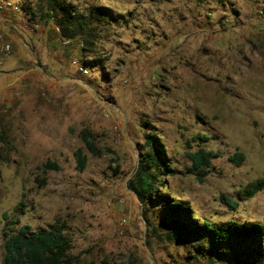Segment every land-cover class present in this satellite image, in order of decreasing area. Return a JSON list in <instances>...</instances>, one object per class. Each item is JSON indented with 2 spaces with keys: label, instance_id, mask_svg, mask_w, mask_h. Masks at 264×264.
<instances>
[{
  "label": "rangeland",
  "instance_id": "1",
  "mask_svg": "<svg viewBox=\"0 0 264 264\" xmlns=\"http://www.w3.org/2000/svg\"><path fill=\"white\" fill-rule=\"evenodd\" d=\"M5 1L0 264L7 224L37 231L57 218L66 223L72 264H232L209 263L193 238H167L160 205L144 206L127 180L153 133L175 170L161 176L160 190L197 222L264 218V186L244 192L264 179V0H66L110 16L92 18L88 33L73 39L47 20L46 0ZM40 23L33 43L31 25ZM84 128L102 154L86 149ZM79 147L87 156L82 171ZM198 148L216 155L203 181L187 171L186 152ZM234 153L240 163L230 160ZM46 161L59 169H45Z\"/></svg>",
  "mask_w": 264,
  "mask_h": 264
},
{
  "label": "trees",
  "instance_id": "2",
  "mask_svg": "<svg viewBox=\"0 0 264 264\" xmlns=\"http://www.w3.org/2000/svg\"><path fill=\"white\" fill-rule=\"evenodd\" d=\"M46 2L48 9L52 11L46 14L47 18L54 20L61 37L65 39L86 35L92 18L100 21L110 17L99 7H91L87 13H83L66 0ZM79 136L90 154H102L87 129H82ZM161 144L153 133H146L147 150L138 158L135 171L127 180V188L144 206L160 205V211L166 218L162 224L167 228V238L177 241L193 238L197 242V250L208 256L209 263L220 260L232 264H264V218L261 221L229 220L224 223L204 219L199 223L190 207L160 190L163 184L161 176L175 173L165 161ZM186 155L191 163L187 171L195 175L198 181H203L210 170L211 159L216 155L203 148L187 151ZM74 156L76 169L82 171L86 166L87 156L80 147L74 151ZM229 158L240 163L243 155L234 153ZM43 167L59 169V165L51 161H46ZM263 186L264 179H259L244 192L252 195ZM222 199L231 208H236L238 204L225 195H222ZM4 219H7L6 214ZM12 223L18 224V221ZM65 228L66 223L59 218L48 228L37 231L32 230L29 224L18 227L7 224L6 229L1 232L4 249L2 264H72L75 257L70 252L71 240ZM152 229L156 230L154 226Z\"/></svg>",
  "mask_w": 264,
  "mask_h": 264
},
{
  "label": "crops",
  "instance_id": "3",
  "mask_svg": "<svg viewBox=\"0 0 264 264\" xmlns=\"http://www.w3.org/2000/svg\"><path fill=\"white\" fill-rule=\"evenodd\" d=\"M50 18H48L47 20H49ZM8 26H10V28L13 30L15 25H12V24H8ZM44 28V25H42L41 23L38 25V27H34L31 25V30H33L34 32H36V34H30L29 38H32L33 39V43H36L38 42V40L36 39V36H40L41 35V32H42V29ZM54 28L56 29V26H54ZM46 34H44V37H45ZM9 38H10V41L13 42V46L15 45L16 47H20V45L23 43V40L16 34H13V33H9Z\"/></svg>",
  "mask_w": 264,
  "mask_h": 264
},
{
  "label": "built area",
  "instance_id": "4",
  "mask_svg": "<svg viewBox=\"0 0 264 264\" xmlns=\"http://www.w3.org/2000/svg\"><path fill=\"white\" fill-rule=\"evenodd\" d=\"M11 5V3L9 2V1H5V2H3V3H0V9H3V8H6L7 6H10ZM50 18V17H49ZM50 19H52V18H50ZM35 26H37V24H34ZM56 30L58 31L59 29H58V27H56ZM5 46V45H4ZM6 48H9V45H6L5 46ZM84 71H86V70H84ZM126 221V218H123L122 219V222H125Z\"/></svg>",
  "mask_w": 264,
  "mask_h": 264
}]
</instances>
